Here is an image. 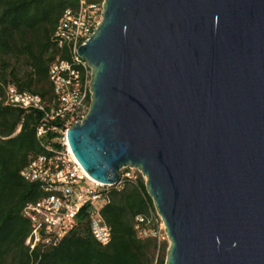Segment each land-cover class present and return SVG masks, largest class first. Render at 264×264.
Instances as JSON below:
<instances>
[{
  "label": "water",
  "instance_id": "water-1",
  "mask_svg": "<svg viewBox=\"0 0 264 264\" xmlns=\"http://www.w3.org/2000/svg\"><path fill=\"white\" fill-rule=\"evenodd\" d=\"M78 53L69 145L97 181L141 172L165 264H264V0H105Z\"/></svg>",
  "mask_w": 264,
  "mask_h": 264
},
{
  "label": "trees",
  "instance_id": "trees-1",
  "mask_svg": "<svg viewBox=\"0 0 264 264\" xmlns=\"http://www.w3.org/2000/svg\"><path fill=\"white\" fill-rule=\"evenodd\" d=\"M77 3L0 0V264H165L167 243L157 253L156 240L141 238L135 230V217L153 207L138 171L135 180L125 179L110 191L101 209L112 232L107 245L93 237L84 209L77 226L57 246L31 251L25 243L31 223L24 208L46 193L39 183L26 181L21 170L45 148L37 137L39 112L5 105L6 87L14 84L45 101L53 98V37L63 11Z\"/></svg>",
  "mask_w": 264,
  "mask_h": 264
},
{
  "label": "built area",
  "instance_id": "built-area-1",
  "mask_svg": "<svg viewBox=\"0 0 264 264\" xmlns=\"http://www.w3.org/2000/svg\"><path fill=\"white\" fill-rule=\"evenodd\" d=\"M104 4L105 0H78L76 7H67L61 14L53 37L57 54L49 67L52 99L45 101L41 95L20 90L14 84L6 87L5 105L25 112L38 111L40 115L37 137L45 152L21 170L26 181L39 183L46 193L23 211L31 223L25 241L31 251L57 246L77 226L83 209L93 237L107 245L112 232L101 209L113 188L120 187L125 179L135 180V172H140L125 167L117 184L97 181L84 170L68 142V129L86 117L91 104L92 69L79 56L78 48L101 22ZM134 226L139 237L156 240L157 253L165 243L169 245L164 219L154 203L146 214L135 217Z\"/></svg>",
  "mask_w": 264,
  "mask_h": 264
},
{
  "label": "rangeland",
  "instance_id": "rangeland-1",
  "mask_svg": "<svg viewBox=\"0 0 264 264\" xmlns=\"http://www.w3.org/2000/svg\"><path fill=\"white\" fill-rule=\"evenodd\" d=\"M168 246H169V245H167L166 252H165V259H166V254H167V249H168Z\"/></svg>",
  "mask_w": 264,
  "mask_h": 264
}]
</instances>
